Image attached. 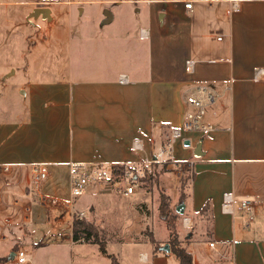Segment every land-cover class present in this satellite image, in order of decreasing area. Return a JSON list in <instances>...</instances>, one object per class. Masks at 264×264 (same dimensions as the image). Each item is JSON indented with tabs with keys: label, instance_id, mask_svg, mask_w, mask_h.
<instances>
[{
	"label": "crops",
	"instance_id": "crops-1",
	"mask_svg": "<svg viewBox=\"0 0 264 264\" xmlns=\"http://www.w3.org/2000/svg\"><path fill=\"white\" fill-rule=\"evenodd\" d=\"M96 1L102 0H87V4ZM128 1L156 3L148 7L147 24L134 25L121 34L104 33V26L115 20L114 9L107 8L108 16L105 9L97 15L102 30L86 37L80 59L78 50L74 56L73 32L65 11L51 10L52 22H56L46 27L41 23L48 17L37 13L42 22L34 26L48 33L26 45L19 24L23 18L14 21L9 36V12L0 8V82L19 71L24 77L14 91L18 104L9 111L13 115L0 117V163L24 168L36 162L49 164L48 178L37 188L27 173L16 168L20 184L13 190L25 194L31 213L24 231H14L10 240L0 238L12 242V247L0 252V258L7 257L1 264L10 258L17 261L15 252L24 248L23 241L45 232L31 230L36 203L45 215L48 208L53 209L57 215L53 225L66 224L58 236L97 245V255L109 257L111 264L115 257L118 264H180L166 226L161 234L152 228L153 237L142 242L134 234L133 224L146 223L142 215L129 210L130 204L148 199L138 190L133 193L137 198L129 199L132 194L95 185L96 192L107 199L92 201L90 211L77 207L79 198L75 200V209L93 215L91 219L97 222L111 217L115 225L124 224L122 233L127 239L117 244L114 237L106 236L109 251L105 253L99 243L74 239V217L68 204L70 161L139 163L169 142L172 156L182 155L174 157L176 162L188 163L194 172L186 184L184 213L176 231L194 264H254L253 258H260L257 245L264 237V193L259 197L249 193L251 189L241 193L236 189L237 183L254 177L264 187V71L256 75L257 68L264 69V0H191L192 7L185 6L189 0ZM141 10H135L140 20ZM211 28L224 29L225 39L212 41L207 34ZM188 60L194 62L192 71L186 68ZM190 96L204 100L203 121L210 128L174 136L172 130L182 127L188 113L197 110L189 103ZM136 139L142 142L141 149L134 148ZM62 170L67 174L66 192L51 185ZM162 176L164 181L170 178ZM226 192L236 198L234 214L222 210ZM172 193L173 199L176 192ZM251 197L256 202L254 217L246 225L239 200ZM111 198L124 202L112 215L103 204ZM196 215L202 218L197 220ZM185 216L188 224L183 222ZM2 218L0 210V230ZM167 243L170 250L164 248Z\"/></svg>",
	"mask_w": 264,
	"mask_h": 264
},
{
	"label": "rangeland",
	"instance_id": "rangeland-1",
	"mask_svg": "<svg viewBox=\"0 0 264 264\" xmlns=\"http://www.w3.org/2000/svg\"><path fill=\"white\" fill-rule=\"evenodd\" d=\"M61 1H63V3H58L59 0H0V8L9 12V26L6 27L7 35L11 36V30L13 28L12 26L15 24L14 21H16L18 18H23L21 22L19 19V24L23 25L24 28L25 44L27 45V43H34V41L42 40L43 37L47 35L48 30L46 28L39 30L37 27H35L34 25L37 24L36 22L42 21L40 19L38 21L37 14L30 15V12L37 6H49L51 10L54 11V13H58L57 11L59 9V11L62 10L68 13L65 20L68 19L67 22L72 28L73 36L71 40L74 46V56L76 57L78 50L77 58L80 59V56L82 55L80 46L87 44L88 41H86V37L97 35L102 30L100 27L101 23L98 21L97 15H103L105 9H114L115 20L110 24H106L104 26L103 32L121 34L129 30V27L134 25L138 27L141 25H146L148 7H152L156 4L155 2L148 3L146 1L136 2L128 0H102L100 2L96 1L93 4H87V0ZM59 6H61V8ZM137 7L142 8L140 13V15H142L141 20L135 11ZM52 21L53 17H48V21L42 22L41 24L46 27L48 26L47 24L56 22ZM91 41H93V39H91ZM16 56L13 57L14 62H16ZM22 61L23 59L21 58L19 62L21 63ZM4 80L5 81L1 79L0 82V117H8V115H13L9 111H13L16 107L15 104H18V102L15 100L14 91L18 90V88L22 85L24 77L22 72L19 71L17 74L6 77ZM3 94L6 96L2 97ZM203 97H205V94ZM1 105H4V108H2ZM184 134L185 136L190 135L187 131H185ZM180 143L181 149H185V146L182 145L183 143L181 141ZM179 145L180 144H177V146ZM174 157L177 160V157H182V155L177 152L174 154ZM147 167V165L144 166L145 173L143 176L139 177L140 179L138 181L137 190L138 192L145 194L148 199L140 201V203L138 202L130 204L129 209L137 212L138 215H142V220L146 223L144 224L143 222L138 221L133 224L135 227L133 232L137 235L138 240H141L139 242H142L144 239H147V237L150 239L153 237V229L157 231V234H161L163 228L166 226L169 232L168 238L173 241L174 238H176V231L178 228H180L178 220L184 213H181L177 210V207L184 203L185 200V196H181V177L183 174H192L191 168L189 167L188 163L179 162L153 163L151 167H149L150 169ZM172 170H174L175 173H172ZM162 174L170 178L164 181ZM250 179L251 180L248 182L243 181L241 183H237V193H241L240 191L249 192L248 189H251V192L249 193H252L253 195H259L260 197V195L264 193V187L260 186V181L257 182L255 177ZM189 180L190 178L187 180L186 184ZM186 184L184 186V192L186 189ZM51 185L63 187L65 188L66 192V172L62 170L59 173H56V178L52 181ZM105 186L108 185H100V187ZM95 189L96 187L94 185L93 189H89L84 195L80 196L79 199L76 200V206L78 207L79 205L80 207H85L90 211L89 208L92 201L98 198L100 200L98 201L101 203V200L107 199L103 197L104 194L102 195L99 192H96ZM172 192H176L175 198L173 199ZM136 195L137 194L130 195L129 199L137 198ZM251 199L254 200L252 197ZM122 201L123 200L111 198L110 201L104 202L103 204L108 206L106 208V212H112L111 215L115 212H119L120 208L124 207V202ZM240 201L241 199L239 200V205ZM162 202L165 205V209L163 211L164 215L160 210V205ZM96 207L94 210H96ZM39 208L40 207L36 203L33 209V219L35 221L31 223V230L35 233H38L37 229L39 228L43 230L45 229V232H41L42 234L28 236L26 238L27 240L23 241L24 249L30 256L26 262L21 263L15 261L13 258H10L11 260H9L7 264H111V259H109V257L97 255V245L86 242H73L70 239H66V237L63 238L61 235L58 236V233L62 232V228L66 227V224L60 225V223H58L57 226L53 225L51 222L57 216L55 212L53 213V209L48 208L47 215H45L44 209H41L39 212ZM173 214L176 217L174 219L172 217ZM165 215H167V218ZM91 216L93 215L87 214L82 218V220L83 222L85 221V224H90L89 227L93 231L95 230L94 232L98 234V239L101 241V243H99L100 247L102 245L106 251H109L106 236L110 239H113L114 237L116 241H111V243L114 242L117 244H119L120 241L127 239L122 233L124 224L120 225V223H118L119 225H115L112 222L111 217L108 219L105 217L104 220L97 222L96 220L91 219ZM113 217L114 216H112V218ZM200 217L199 215H196L197 220L200 219ZM167 221H170L172 224V230L168 227ZM207 224L208 223L206 221L205 225ZM112 229H116L113 236L109 235V232L113 231ZM139 229L141 232H136ZM105 231L108 232L107 235H104ZM126 235H128V233H126ZM176 239L179 242L178 238ZM260 239L261 240L257 245L260 258L256 255L252 261L254 264H262V259L264 260V237H261ZM38 242L43 244H39ZM10 247H12V242L7 243L0 240V252H4ZM114 259L116 260L117 258L115 257Z\"/></svg>",
	"mask_w": 264,
	"mask_h": 264
},
{
	"label": "built area",
	"instance_id": "built-area-1",
	"mask_svg": "<svg viewBox=\"0 0 264 264\" xmlns=\"http://www.w3.org/2000/svg\"><path fill=\"white\" fill-rule=\"evenodd\" d=\"M186 7H192V1L185 2ZM208 37L212 41H222L226 37V32L222 28H211L207 30ZM193 60H188L186 68L188 71L193 70ZM264 69L256 70V75L260 74ZM205 89V88H203ZM213 95L209 93L208 98L211 99ZM188 101L197 110L189 112L182 127L174 128L172 134L174 136H181L182 131L206 130L210 125L204 123L205 115L203 99L195 96L188 97ZM134 148L141 149L142 142L136 139ZM160 162H176L171 154V143L159 146L154 156L147 158L142 162L122 163L123 169L117 168V164L107 165L104 162L98 161H70L69 162V185L71 199L68 203L71 208V214L75 218H83L86 216L84 210L75 209V200L84 195L91 186L94 185H108L122 193L129 195L137 190L139 177L143 176L144 166L151 167L153 163ZM49 164L45 162H36L26 166L19 165L17 167L8 163H0V210L3 214L2 228L0 230V238L3 240H10L13 232H21L30 219L31 203L24 196L25 194L15 192L13 188L20 184L17 169L23 173H27L30 178L32 187L40 185V183L48 178ZM17 168V169H16ZM150 169V168H149ZM236 198L232 192L224 194L222 203V210L227 213L234 214ZM242 208V217L246 225L254 217L255 202L252 199L244 198L240 201ZM185 224L189 223V218H183ZM214 245V242L210 243ZM15 257L18 262H25L28 258L27 251L20 247L15 252Z\"/></svg>",
	"mask_w": 264,
	"mask_h": 264
},
{
	"label": "trees",
	"instance_id": "trees-1",
	"mask_svg": "<svg viewBox=\"0 0 264 264\" xmlns=\"http://www.w3.org/2000/svg\"><path fill=\"white\" fill-rule=\"evenodd\" d=\"M117 168L123 169V165L118 164ZM192 177H194V172L192 174H188V175L183 174L182 175L181 184H180L181 196H184V193H183L184 192V186H185L187 180L189 178H192ZM164 209H165V205L162 202V204L160 205V210H161V213L163 215H164V213H163ZM206 209H207V204H206V206H203L202 210H206ZM165 217L167 218V215H165ZM172 217H173V219L176 218L174 214L172 215ZM84 222H83L82 218H75L74 223H73V237H74V239L75 240L84 239L87 242L101 243V241L98 239V234L96 232H94L95 230L93 231L89 227L90 224L87 225V223L85 224ZM167 225L172 230V224L170 223V221H167ZM175 234H176V238H177V233H175ZM92 236H93V238H92ZM176 238H174V240L173 241L171 240L170 242L172 244L173 251L175 252L176 256L180 260V264H194L192 254L190 252H188L184 247H182ZM101 250L104 253L106 252V249L102 245H101ZM6 259H7V257L0 258V264L3 261H5ZM113 264H118L115 259L113 260Z\"/></svg>",
	"mask_w": 264,
	"mask_h": 264
},
{
	"label": "water",
	"instance_id": "water-1",
	"mask_svg": "<svg viewBox=\"0 0 264 264\" xmlns=\"http://www.w3.org/2000/svg\"><path fill=\"white\" fill-rule=\"evenodd\" d=\"M107 13H105L107 16L110 14V11L107 9L106 11ZM39 13L40 15L42 16H46V17H50V13H51V8L49 6H37L36 8H34L32 14L35 15ZM190 141L189 140H186V144H189ZM184 203L180 204L178 207H177V210L179 212H184ZM164 248L166 250H170V245L169 243L165 244Z\"/></svg>",
	"mask_w": 264,
	"mask_h": 264
}]
</instances>
